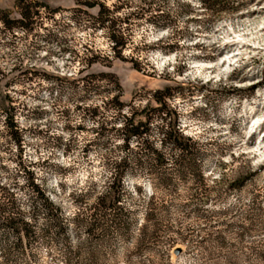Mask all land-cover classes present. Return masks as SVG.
Wrapping results in <instances>:
<instances>
[{"label":"rangeland","instance_id":"obj_1","mask_svg":"<svg viewBox=\"0 0 264 264\" xmlns=\"http://www.w3.org/2000/svg\"><path fill=\"white\" fill-rule=\"evenodd\" d=\"M0 19V197L11 193L14 215L31 217L37 184L67 222L65 237L55 229L13 264H69L80 241L74 264H264V0H0ZM236 52L232 67L217 65ZM134 114L169 160L151 175L126 166L124 206L137 221L128 239L76 234L74 193L91 188L95 201L130 153ZM170 123L195 144L196 174L174 173L159 131ZM144 221L158 231L141 246ZM15 241L0 229L1 264Z\"/></svg>","mask_w":264,"mask_h":264},{"label":"trees","instance_id":"obj_2","mask_svg":"<svg viewBox=\"0 0 264 264\" xmlns=\"http://www.w3.org/2000/svg\"><path fill=\"white\" fill-rule=\"evenodd\" d=\"M102 13V12H101ZM100 13V14H101ZM27 15L23 13V17ZM1 20V19H0ZM6 23V19H3ZM113 39L116 38L113 36ZM124 47V43L116 40L114 49ZM160 104L159 112L168 114L169 111L165 102L161 99H156ZM147 109L145 108L141 114ZM172 121V120H171ZM170 130L164 131V127H159V131L164 133V139L161 140V146L170 145L172 156L176 157L177 168L174 173L182 178L189 173L190 169H196L199 160V152L194 143H191V138L183 136L176 123L168 124ZM124 129L126 135L123 139V148L130 151L128 156L122 157L119 162L115 163V171L111 173L108 181L104 182L102 190L98 192L93 203L91 199L93 192L91 188L81 193H74V203L77 205V212L73 216V222L76 226V234H81L82 231L88 233L91 237H97L99 241L107 242L115 236H119L122 240L129 238L133 226H136L134 214L135 211L127 209L124 205L126 200L131 195L124 185V178L127 173L126 166L130 164H137L141 167L150 166L148 174H155L154 169L161 168L166 165L169 159L164 156V153L155 149L154 142L150 140V127L148 121L142 119L136 121L135 114L127 120ZM137 142V149H131L132 141ZM193 174L195 170H193ZM161 180L168 182L171 177L170 173L164 170L160 173ZM203 177V176H202ZM204 179H199L201 186L205 185ZM91 187V186H90ZM93 188V187H92ZM33 194L30 197L31 201V217L28 213L22 212L20 215H14L11 210L12 194L6 193L4 199L0 197V229L5 232H11L15 235L16 241L5 246L1 255L4 264H13L17 261L18 256L26 255V250L33 247V244H41L43 242L49 243L55 240V229L59 230L65 237L67 232V222L65 221L63 211L60 206H57L54 201L50 200L46 191L41 189L39 185L34 184ZM142 191L136 188V195L141 199ZM4 200V201H2ZM6 200L8 202H6ZM152 208V207H151ZM152 211L147 212L148 221L151 222L153 217ZM12 212V213H8ZM43 212L45 214L46 223L43 228L37 225L38 216ZM141 224L139 228L140 237L142 239L141 246L147 240L157 238L155 232L150 235V223ZM26 242V243H25ZM25 243V245H24ZM85 242L80 241L75 249L69 250V264H74L75 260H82L83 247ZM1 264V262H0Z\"/></svg>","mask_w":264,"mask_h":264},{"label":"bare ground","instance_id":"obj_3","mask_svg":"<svg viewBox=\"0 0 264 264\" xmlns=\"http://www.w3.org/2000/svg\"><path fill=\"white\" fill-rule=\"evenodd\" d=\"M222 41V40H221ZM236 42V41H235ZM227 45V43L225 44V46ZM232 45V44H231ZM228 46V45H227ZM230 47V46H229ZM217 48H219V47H217ZM221 48V47H220ZM225 50V48H221V50ZM238 51V50H237ZM237 53V52H236ZM242 54V53H241ZM239 55V53H237V54H233V53H226V54H222V56H221V59H220V62L219 63H217V65L219 66L220 64H221V66L222 67H225V64H227L228 66H229V68L230 67H232V65H234L233 63H234V61L235 60H237V57L236 56H238ZM241 56V55H240ZM239 56V57H240ZM235 57H236V59H235ZM168 60V57L167 56H163L162 57V61L163 62H166ZM201 67H204V68H210V67H213V66H216V63H213V62H205V63H201V65H200ZM220 69V68H219ZM232 70V69H231ZM220 72H225V70L223 69V70H220ZM228 72H230V70L228 71ZM252 120H254V121H256L255 122V126L258 124H260V125H262V120L261 119H258L257 117H255V118H253ZM258 127V126H257ZM256 130H254V132H255ZM261 146H262V143H264V136H263V139L261 140ZM261 148V147H260ZM264 151V150H263Z\"/></svg>","mask_w":264,"mask_h":264}]
</instances>
